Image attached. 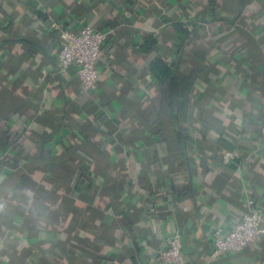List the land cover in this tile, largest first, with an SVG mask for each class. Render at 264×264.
Masks as SVG:
<instances>
[{
	"label": "crops",
	"instance_id": "obj_1",
	"mask_svg": "<svg viewBox=\"0 0 264 264\" xmlns=\"http://www.w3.org/2000/svg\"><path fill=\"white\" fill-rule=\"evenodd\" d=\"M51 21L110 34L95 91ZM0 161V264H155L175 232L194 264H264V236L211 259L264 215V0H0Z\"/></svg>",
	"mask_w": 264,
	"mask_h": 264
},
{
	"label": "built area",
	"instance_id": "obj_2",
	"mask_svg": "<svg viewBox=\"0 0 264 264\" xmlns=\"http://www.w3.org/2000/svg\"><path fill=\"white\" fill-rule=\"evenodd\" d=\"M49 27L61 44L59 71L64 73L74 66L82 89L86 92L95 91L100 77L98 64L104 56V46L110 34L92 27L74 32L57 21H51ZM233 156L232 153H225L224 160L228 161ZM1 166L0 161V169ZM7 168H4V173H7ZM151 211L155 213V210ZM263 236L264 215L261 207L253 200H248L247 212L227 232L215 230L211 259L240 254ZM154 261L155 264H188L180 232L167 238L166 247L157 252Z\"/></svg>",
	"mask_w": 264,
	"mask_h": 264
},
{
	"label": "trees",
	"instance_id": "obj_3",
	"mask_svg": "<svg viewBox=\"0 0 264 264\" xmlns=\"http://www.w3.org/2000/svg\"><path fill=\"white\" fill-rule=\"evenodd\" d=\"M57 38V37H56ZM108 42V41H107ZM107 42H106V44H107ZM157 66H160V65H157ZM161 67H163V72H164V74H169V69L165 66V65H162ZM81 162L82 161H80V165H81ZM1 169H0V176H3L4 175V168L5 167H8L7 165H5V164H3L2 162H1ZM79 165V166H80ZM82 168V167H81ZM81 168H80V170H81ZM51 193H53V192H50V193H47V194H35V196H33V197H31V199L32 200H38V201H45V200H47L48 198H49V196L51 195ZM16 198H15V205H13V208H10V209H12V210H14V208L15 207H19L21 204H22V202L23 201H21L20 199H23L24 201L26 200V201H29L30 199L29 198H27V197H25L22 193H21V191H18V193H17V195L15 196ZM47 198V199H46ZM25 201V202H26ZM44 203H46V201L44 202ZM4 223V222H3ZM1 224H2V222H1ZM10 226L11 225H9V228H10ZM13 236V234H11V236H9V238H11ZM250 247V246H249ZM248 247V248H249ZM247 248V249H248ZM246 249V250H247ZM245 250V251H246ZM244 251V252H245ZM188 260V264H194V263H192V261L191 260H189V259H187Z\"/></svg>",
	"mask_w": 264,
	"mask_h": 264
}]
</instances>
